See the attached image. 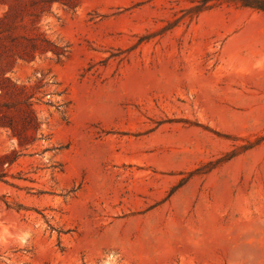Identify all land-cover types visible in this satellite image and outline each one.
I'll return each mask as SVG.
<instances>
[{"label": "rangeland", "instance_id": "374dc122", "mask_svg": "<svg viewBox=\"0 0 264 264\" xmlns=\"http://www.w3.org/2000/svg\"><path fill=\"white\" fill-rule=\"evenodd\" d=\"M203 3L0 0V103H51L0 128V264H264V11Z\"/></svg>", "mask_w": 264, "mask_h": 264}, {"label": "trees", "instance_id": "16d2710c", "mask_svg": "<svg viewBox=\"0 0 264 264\" xmlns=\"http://www.w3.org/2000/svg\"><path fill=\"white\" fill-rule=\"evenodd\" d=\"M54 1L61 0H51V3ZM204 3L202 6L196 8V11L202 12L204 10L211 9L213 7L209 6L208 3L213 0H202ZM227 2H234L235 0H226ZM240 1V0H239ZM242 6L253 7L264 11V6L257 4H252L245 0H241ZM3 73L0 71V76ZM5 80V79H4ZM6 82H9V79H6ZM41 82V81H40ZM46 86V85H45ZM42 87V86H41ZM20 93H24L25 97L15 100L11 104L0 103V128L10 131L11 136L18 139V143L21 147L26 145H31L38 140L45 139L44 134L42 133V124L43 121L39 118L38 112L35 108L36 105L47 104L50 105V101H43L46 96V92H42V96H36V92H32L34 86H26L25 84L17 87ZM1 94L3 96L6 92L4 86L0 85ZM14 108L16 113L12 116L4 114V108ZM40 136V137H38ZM15 162L14 158H11L8 154L0 155V168L3 170L5 164L9 166ZM2 176L0 180L2 181Z\"/></svg>", "mask_w": 264, "mask_h": 264}]
</instances>
